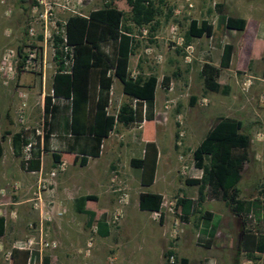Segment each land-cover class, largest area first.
I'll use <instances>...</instances> for the list:
<instances>
[{
  "label": "rangeland",
  "instance_id": "obj_1",
  "mask_svg": "<svg viewBox=\"0 0 264 264\" xmlns=\"http://www.w3.org/2000/svg\"><path fill=\"white\" fill-rule=\"evenodd\" d=\"M45 2L51 6L50 14H45L44 4L36 0H0V55L8 48L15 51L12 59L13 75L6 82L0 75V132L23 130L28 135H33L34 129L41 132L42 99L44 95L50 93L51 78L56 68L52 57L54 53L52 36L62 34L63 22L68 15L87 14L89 10L101 6L104 0H45ZM112 2L124 12L125 19L129 22L125 1ZM227 15L244 17L247 20V29L258 27L263 32V40H258L251 46L250 58L246 53L240 57V60L244 61L242 69L234 67V58L237 57L239 36L244 34L245 30L225 28L224 18ZM190 18L207 19L213 25L212 36L194 37L185 43L183 35ZM155 19L157 25L152 32L148 26L142 28L131 26L135 42L128 65L129 74L132 76L140 72L157 77L153 120L128 126L117 124L102 142L100 156L89 158L86 164L91 170L94 166L98 168L94 171L97 173L95 183L88 185L91 193L105 200L109 206L105 207L97 201L89 202L88 208H92L93 204L97 216L103 215L105 220L109 219L113 203H116L120 193L118 188L124 187L128 194L127 203L135 200L134 204L126 206V210H123L124 206L122 207L121 218L107 225L109 234L106 237H99L91 226L86 229L77 227L80 228L82 244L79 248L69 246L70 241L75 240L71 212H62L61 224L58 220L60 215L54 214L52 206L60 202L69 203L81 194L88 183L81 182L80 179L89 176L91 170L89 172L85 166L79 167L77 162H72V155H65L64 151L59 160L65 163L63 170H58L55 175L50 176L49 171L57 162L49 160L50 164L46 166L43 164L40 174L29 173L20 168V157L12 155L10 135H5L4 139L0 138L2 147L0 171L6 169L15 176L0 183V189L5 190L3 195L0 191V212L5 218L4 233L0 236L1 264H10L9 253L12 248L31 252L29 264H43V257L48 258L49 264H91V261L94 264H139L140 257L135 248L136 243H140L141 234L145 233L160 234L164 241L159 251L160 258L157 255L153 256L151 252L149 264H155L157 261L160 262L156 264H164L163 251L169 243L171 244L166 231L174 219L182 228V232L177 234L173 242L179 262L180 257L185 255L189 260L188 264H202V259L207 257L217 258L218 262L215 264H227L228 261L232 264L234 259L237 264H241L244 258H251L255 264H264L263 254L243 255L240 250L238 251L240 237L238 216L232 218L236 221L233 222L236 230L234 233L231 232L235 245L232 244V247L225 250L215 246L214 238L208 240L209 246L205 243L208 238L204 239L200 232L202 221L198 218V211L209 209L214 211L217 217L222 213L219 209L223 210L225 207L222 202L214 203L215 199L207 197L204 203H196V186L186 185L183 181L185 177L198 175V170L192 165L193 148L203 138L216 116H229L240 120L243 127L248 124L246 133L251 139L248 160L236 185L238 196L244 200H259L264 191V137L256 139L255 135L264 121V78L261 74L264 69V0H163ZM224 42L232 43L234 46L231 65L228 68H219L217 78L221 85L225 83L231 86L226 96L220 92L204 90L199 75L202 62L210 61L218 65L220 47ZM187 44L191 45L188 51ZM29 53L34 55V69L23 67V60ZM253 72L255 78L250 77V86H254L256 81L260 82V85L254 90L248 107L235 105L232 107L237 97V89L241 90L245 76L254 74ZM38 74L41 81L37 77ZM163 75L169 76L167 86H163L161 82ZM118 87V82H113L109 112L116 111L121 103L130 101L122 94L115 97ZM191 97L195 98L192 105ZM21 103L24 105V117L23 123L18 124L16 107ZM57 103H61L62 109L64 108V101ZM154 126L156 131L153 134ZM141 134L143 137L151 135L154 138L153 142L158 152L156 181L147 187H141L139 184L140 169L131 167L128 163L130 157L142 154ZM42 154L44 161L49 159V153ZM73 173L75 182H71L73 179L70 176ZM24 177L30 180L26 187L20 182ZM88 179L91 180V176ZM10 184H16L17 189L10 192L11 189L8 188ZM140 190L149 192L160 190V195H163L165 201L162 210L173 206V212L167 209L166 216L156 220L151 218L148 211L138 210L135 198ZM179 197L194 200L193 212L185 218L176 205ZM108 199H111L110 203ZM42 207L43 211H40ZM46 209L50 210L49 218L43 214ZM251 214L253 215L251 218L244 216L245 221L247 219L251 224L247 229L256 233L261 232V216L258 217L254 212ZM74 216L78 221L82 218L79 213H75ZM155 226H158V231L154 230ZM64 231L69 235L66 236L67 233L64 234ZM180 249L184 252H180ZM231 257H234L232 261Z\"/></svg>",
  "mask_w": 264,
  "mask_h": 264
},
{
  "label": "trees",
  "instance_id": "obj_2",
  "mask_svg": "<svg viewBox=\"0 0 264 264\" xmlns=\"http://www.w3.org/2000/svg\"><path fill=\"white\" fill-rule=\"evenodd\" d=\"M124 1L128 7L129 22L125 19L124 12L117 8L112 0H104L101 6L89 10L87 14L74 13L66 17L61 35L64 36L66 45L72 49L69 71H64L60 57L62 51L57 47L63 41L62 37L60 34L52 36L54 42L52 57L56 68L52 74L51 95L46 94L42 99L44 124H48L47 117L51 118L52 113L59 107L58 103L52 102L51 99L64 101L63 106L69 116V134L75 142L83 141L79 147L70 146L65 152L72 154V162H77L79 166H84L89 158L99 156L103 139L114 129L116 123L128 126L153 120L157 77L140 72L132 76L129 74L128 65L135 42L132 27L148 26L152 32L157 25L155 18L159 14V6L163 4V0ZM245 24V18L240 16L227 15L224 18V26L227 29L242 31ZM212 34V25L206 19L190 18L183 38L187 43L191 38L211 37ZM232 51L233 45L225 42L220 47L218 66L211 64L210 61L202 62L199 75L204 90L228 94L229 87L220 85L217 77L219 68L229 66ZM113 78L120 81L122 93L130 101L121 103L115 113H110L107 108ZM168 80L169 76H162L163 86H167ZM194 101L195 98L191 97L190 104L192 105ZM241 125V121L233 117L216 116L203 138L192 150V164L200 171V175L185 177L183 181L186 185L196 186V203L200 204L206 197L221 200L240 218L241 240L238 243V251L244 249L248 254L259 252L264 256V203L261 205L257 199L239 198L236 186L241 178L243 166L248 160L250 144L249 135L242 132ZM7 133L6 130L0 132V138L4 139ZM27 135L23 130L11 133V150L14 156L20 157V168L38 171L40 152L48 150L45 144L47 136L46 133L43 134L41 146L38 136H33L35 143L30 148L27 166L23 167L21 152L27 142ZM142 153V158L131 157L129 165L142 168L141 184L148 185L152 180L157 156L154 142L146 141ZM1 155L0 144V157ZM51 156L53 162L59 161L60 156L57 153L52 151ZM86 200H95V197L87 194L77 198L81 206ZM160 201L159 193L141 191L138 193L137 206L140 210L156 211L159 209ZM193 203V199L185 197L176 200L183 218L193 212ZM80 212L86 215V227L94 224L99 236L108 235V224L103 215L96 218L94 211L81 209ZM198 212V218L209 221L211 212L207 210ZM249 212L261 216V232L256 233L245 227L244 216ZM4 226V217L0 216V236L4 233ZM216 226L211 222L209 238L212 237ZM30 257L31 252L27 250L12 248L9 253L10 264H29ZM235 261L234 259L232 264H237ZM42 262L47 264L48 259L43 257ZM179 264H186V259L180 257Z\"/></svg>",
  "mask_w": 264,
  "mask_h": 264
},
{
  "label": "crops",
  "instance_id": "obj_3",
  "mask_svg": "<svg viewBox=\"0 0 264 264\" xmlns=\"http://www.w3.org/2000/svg\"><path fill=\"white\" fill-rule=\"evenodd\" d=\"M244 18V17H243ZM202 19V18H201ZM203 19H205V18H203ZM207 20V19H206ZM246 20V19H245ZM208 21V20H207ZM211 24V23H210ZM212 25V24H211ZM246 26H247V20H246V24H245V27H244V29L242 30V31H244L245 30V33L244 34H242L241 36H239V39H240V42H239V48L237 49V53H236V55H237V57H235L234 58V60H235V62H234V67L235 68H237V69H242L243 68V66H244V61H243V59H241L240 60V57L241 56H244V55H248V58H250V56H251V46L253 45V44H255V42H258V40H263V32L260 30V29H258V27H255V28H252V27H250L249 29H247L246 28ZM231 30V29H230ZM212 31H213V25H212ZM225 43V42H224ZM223 44V43H222ZM221 44V45H222ZM232 44V43H231ZM233 45V44H232ZM233 49H234V46H233ZM246 53V54H245ZM232 58H233V51H232V54H231V57H230V61H229V65H231V63H232ZM238 59V60H237ZM250 61V59L248 60V62ZM219 62V61H218ZM211 64H213V65H215V66H218V65H216L215 63H212V62H210ZM229 67V66H228ZM227 67V68H228ZM246 67V66H245ZM251 69H249V71H250ZM55 71V70H54ZM54 73V72H53ZM219 73H220V69H219ZM254 73V72H253ZM261 74L263 75V78H264V69L261 71ZM255 73L254 74H249V75H247V76H249V77H251L252 79H254L255 78ZM219 76V75H218ZM37 77H39L40 78V81H41V76H40V74H38L37 75ZM39 78H37V83H39ZM218 78V77H217ZM257 78V77H256ZM51 80H52V78H51ZM118 82V84H119V89H118V92L115 94V97H119L120 96V94H122V95H125V94H123L122 93V90H121V83H120V81L117 79V78H113V80H112V83H111V86H110V96H112V94H111V87H112V84H113V82ZM219 83V82H218ZM220 84V83H219ZM221 85V84H220ZM222 85H227V84H222ZM259 85H260V82H255V84H254V86H249L248 88H245L244 86L241 88V90H238L237 89V97H236V100L234 101V103L232 104V107H234L233 105H235V106H247L248 107V105H249V102H250V99L253 97V92H254V90L255 89H257L258 87H259ZM228 87H229V91H230V88H231V86H229V85H227ZM229 91H228V93H229ZM228 95V94H227ZM126 96V95H125ZM224 96H226V95H224ZM127 97V96H126ZM109 100H110V98H109ZM110 102V101H109ZM54 103H56V102H54ZM58 108L57 109H55V111L52 113V117L51 118H49V117H47V122H48V124L47 125H45L44 124V132H43V134L44 133H46V142H45V144H46V148L48 149L47 151H45V153H49L50 154V157H49V159H45V161L43 160V157H42V155L43 154H41L40 155V157H39V160H40V165H39V167H42L43 166V164H45V166L46 165H49L50 164V161L49 160H52L53 161V158H52V156H51V153H52V151L53 152H55V153H57L60 157H59V160H60V158H61V156H62V154L61 153H63L64 151H67L68 150V148L71 146H73V147H79L80 145H82V140H77L76 142L74 141V139L72 138V136L69 134V130H68V122H69V116H68V111L65 109V108H63L62 109V106H61V103L60 104H58ZM117 110V109H116ZM107 111H108V108H107ZM109 112V111H108ZM110 113H115V111L114 112H110ZM43 118H44V116H43ZM0 121H1V114H0ZM242 123V122H241ZM117 124H119V123H116L115 124V127H116V125ZM250 124V123H249ZM121 125V124H120ZM241 127H242V130L246 133V128L248 127V124L246 125V127H243V125H241ZM153 129V134L155 133V131H156V129H155V126L152 128ZM13 132H15V131H8V133L6 134V135H10L11 133H13ZM110 134V133H109ZM109 134L106 136V138L109 136ZM141 136H142V141H143V143H141L143 146H142V151H143V148H144V143L146 142V141H153V139L154 138H152L151 137V135L150 136H147V135H144V137H143V135L141 134ZM153 137H154V135H153ZM9 138H10V136H9ZM42 138H43V136H42ZM106 138H104L103 139V141L106 139ZM250 138V137H249ZM102 141V142H103ZM250 141H251V139H250ZM1 144V143H0ZM155 144V143H154ZM155 147H156V145H155ZM156 150H157V148H156ZM65 153V152H64ZM157 154H158V152H157ZM12 155H13V153H12ZM65 155H72V154H70V153H65ZM14 156V155H13ZM99 156H100V154H99ZM99 156H97V157H95V158H98ZM142 156H143V153L141 154V155H139V156H136V157H134V158H142ZM158 156V155H157ZM157 156H156V160H155V168H156V162H157ZM14 157H17V156H14ZM45 158H47V157H45ZM131 158V157H130ZM129 158V159H130ZM92 159H94V158H92ZM89 162V159L87 160V163ZM86 163V164H87ZM128 163H129V160H128ZM78 164V163H77ZM86 164L84 165L86 168H88L87 166H86ZM79 166V165H78ZM79 167H83V166H79ZM155 168H154V171H153V173H152V180H151V182H150V184H148V185H143V184H141V178H142V176H143V170H142V168H139L140 169V173H139V184H140V186L141 187H147V186H149V185H151V184H153L155 181H156V179H155ZM89 169V172H90V170H91V167L90 168H88ZM98 170V168L96 167V166H94L93 168H92V170H91V173H89L90 175L89 176H91V180H89L88 178H89V176L87 177H85V178H82V179H80L81 180V182H83V181H85V182H87L88 184L86 185L85 184V188H84V190H83V192L81 193V194H79V195H77L76 197H74L69 203H55V205H53L52 206V209H53V212H54V214L55 215H60L59 216V218H58V220L60 221V223L61 224H63L62 223V218H61V214H63V213H66V212H71V221H72V223H73V228H72V231H73V235H74V237H75V240H71L70 241V238L69 237H67L68 238V240L70 241V244H69V246L70 245H72L73 246V248H79L80 247V245L82 244V243H80V240H82V237H81V233H80V228L78 229L77 227H82V228H85L86 229V226H85V222H86V215L83 213V212H80V210L81 209H86V210H91V211H94L95 212V209H94V205L92 204V208H88V206H89V202H93V203H95V201H97V203H102L101 205H103V206H105V207H109L108 206V204L105 202V200H103V199H101V198H99V197H96L95 196V193H91V188L88 186L89 184H91V183H95V179L97 178V173H95L94 171H97ZM199 172V171H198ZM0 183L3 181V180H7V179H10V178H14V174L12 173V174H10L9 173V171L8 170H4V169H2V171H0ZM197 176H199V174L197 175ZM196 176V177H197ZM73 180H71V182H75L76 181V179H75V173H73L71 176H70ZM157 177V176H156ZM13 181V180H12ZM21 182V184L22 185H24L25 187L30 183V180L29 179H26L25 177L24 178H22V180L20 181ZM16 184H17V182H16ZM18 185V184H17ZM140 187V188H141ZM141 191H143V190H140L139 192H141ZM138 192V193H139ZM154 193H159L160 194V190H154L153 191ZM138 193H137V196H136V198L135 199H137V197H138ZM93 195L94 197H95V200H86V201H84V204H82V206L80 205V203L77 201V198L78 197H80V196H84V195ZM206 199V198H205ZM210 199H213V198H210ZM109 203L111 202V199H108L107 200ZM204 201L205 200H203L202 202H201V204L202 203H204ZM134 202H135V200L131 203H127L126 205H124V207H123V210H126V206H128V205H132V204H134ZM215 202H222V204H223V206L225 207V209H219L222 213L221 214H219L217 217H216V215H215V213H214V211H211V210H209V209H204V208H202V209H204V210H207V211H209V212H211V216H210V219H209V221H206V220H201L202 222V226H201V228H200V232H201V234L203 235V238L204 239H207V241H205V243L206 242H208V240L209 239H212L213 240V238L215 239V246L217 247V246H219V248L221 247V248H224L225 250L226 249H228V248H230V247H232V244H234L235 245V242L233 243V239H232V234H231V232H235V220L234 219H232V218H235V217H237L236 215H234L233 214V212H231L230 211V209H229V207H227L226 205H225V203L223 202V201H221V200H216L215 199V201H214V203ZM114 204V206L112 207V210L117 206V204L116 203H113ZM219 204V203H218ZM112 206V205H111ZM51 208V206L49 205L48 206V209H50ZM137 208H138V206H137ZM41 210L40 211H43V207L42 208H40ZM29 210H31V209H29ZM138 210H140L139 208H138ZM203 210V211H204ZM32 211V210H31ZM45 212L43 213V212H41V213H43L44 214V216H46L47 218H49L50 217V210H44ZM140 211H145V210H140ZM63 212V213H62ZM75 213H79V214H81L82 215V218H81V220L80 221H78L76 218H75V216H74V214ZM54 214H53V216H54ZM36 215H37V213H36ZM36 215H35V217H36ZM0 216H3V214L0 212ZM95 216H96V218H99V217H101V216H97L96 215V212H95ZM46 217H44V218H46ZM104 217V216H103ZM53 218H55V216L53 217ZM123 218H124V213H123ZM4 220H5V218H4ZM234 220V221H233ZM240 220V219H239ZM66 221L67 220H65V222L64 223H66ZM123 221V220H122ZM211 222H213V223H215L217 226H216V228H215V230H214V233H213V235H212V237L211 238H209V234H208V232H209V226H210V224H211ZM234 222V223H233ZM79 224H81V225H79ZM94 224H92L91 225V227L93 226ZM5 227V226H4ZM151 230H152V228H150ZM154 230H156V231H158V226H155V229ZM65 233L64 234H66V236L67 235H69L68 234V232H66V231H64ZM239 235H240V237H239V241H238V243L240 242V240H241V222H240V229H239ZM159 233V232H158ZM157 233V234H158ZM220 233H223V235H220ZM109 234V233H108ZM2 236V235H1ZM107 236V235H106ZM106 236H99V237H106ZM77 237V238H76ZM136 239L138 240V235L136 236ZM164 241H163V238L161 237V235L159 234V235H155L154 233L152 234V233H150V234H141V238H140V243H136V250L138 251V254H139V257H140V262H139V264H149V262H148V258L150 257L149 255H151V252L153 253V256L155 255H157V257H159L160 258V255H159V251H160V249H161V247H162V243H163ZM208 245V244H207ZM210 245V244H209ZM208 245V246H209ZM236 246H237V244H236ZM238 247H239V245H238ZM67 248H68V246H67ZM209 249V248H208ZM158 250V251H157ZM242 249H240V251H241ZM242 251H244V249L242 250ZM62 252V251H61ZM155 252H156V254H155ZM180 252H184L182 249H180ZM66 253V252H65ZM158 253V254H157ZM231 255H230V253H229V257H230ZM233 256V255H232ZM46 258V257H45ZM181 258H184V259H186V264H188V262H189V260H188V258L185 256V255H183V256H181ZM233 258L234 257H231L230 258V261H232L233 260ZM48 259V258H47ZM210 259H213L214 261L213 262H210L211 260ZM156 261V260H155ZM201 261V260H200ZM207 261V263H204V264H215V262H218V259L217 258H211V257H207V258H204V259H202V264H203V262H206ZM224 261V260H223ZM157 262H160V261H157ZM157 262H155V264L157 263ZM230 264V262L228 261L227 262V264ZM47 264H49V260H48V263ZM91 264H94L92 261H91Z\"/></svg>",
  "mask_w": 264,
  "mask_h": 264
},
{
  "label": "built area",
  "instance_id": "obj_4",
  "mask_svg": "<svg viewBox=\"0 0 264 264\" xmlns=\"http://www.w3.org/2000/svg\"><path fill=\"white\" fill-rule=\"evenodd\" d=\"M36 1L38 3L44 4V13L45 14L46 13L50 14L51 6L50 5H46L45 0H36ZM52 2H54V1H52ZM61 37H62L63 41L61 43H59L57 47H58V49H60L62 51L60 57H61V59L63 61V64H64V71H69L70 70L69 65L71 63V56H72V49H71L70 46L66 45L64 36L61 35ZM190 48H191V45L187 44L186 45V50L188 51V50H190ZM14 56H15V51L13 49H11V48L5 49L0 55V75L3 76L5 82L14 73V68L12 67V59H13ZM33 57H34V55L32 53H29V55L26 56V58L23 60L24 61V63H23V67L24 68L34 69ZM250 82H251L250 81V77L249 76H245V79L242 82V85L245 88H248L250 86V84H251ZM49 94L51 95V89H50V93ZM51 100H52V102H56V103L59 102V101L62 102L61 99H57V98H52ZM132 102L134 103L135 100L133 99ZM142 109L144 111V105H143ZM23 117H24V105H23V103H21V104H19L16 107V122L18 124H22L23 123ZM40 127H41V132L38 129H34L33 135L29 134V135L26 136L27 142L25 143V145H23L22 152H21L22 160L24 162L23 167L27 166V161L30 158V148L35 143V139H34L33 136H35V135L38 136L39 145L41 146L42 136H43L42 131L44 130V127H45L44 126V118H43V116H42V121H41ZM24 128H26V127H24ZM255 135H256V139H261V138L264 137V121H263L262 125L259 126V128L257 129ZM101 146H102V144L100 145V147ZM41 154H42V151L40 152V155ZM255 157L258 158L257 155ZM64 168H65L64 161H58L55 164V166L49 171V175L53 176V175H55V173L58 170H63ZM25 171H27V170H25ZM27 172H29V173L37 172V173L40 174L41 173V167H39L38 171L28 170ZM198 174L200 175V171L198 172ZM39 182H40V180H39ZM8 188H10L11 189L10 192H12V191L17 189V185L16 184L15 185L14 184H10ZM0 191L2 192L1 195H3L5 190L2 188V189H0ZM118 191H120V193L118 194V197H117V200H116L117 206L112 210V213L110 214L109 219L105 220V222L108 225H109V223H114V222L118 221L121 218V216H122V207L125 204H127V202H128V194L125 191V188L124 187L118 188ZM259 201H260L261 205L264 203V191L259 196ZM163 206L165 207V201L163 199V195H161V201H160L159 209L156 210V211H150L149 212L152 219L160 220L163 216L165 217L167 209L169 211L173 212V206L171 208L170 207H168V208L166 207V209L162 210ZM246 215H247V218H251L253 216L251 214V212L247 213ZM252 220H253V218H252ZM249 225H251V224L246 219V221H245L246 228H249L248 227ZM179 226L180 225H179L178 221L174 219L172 221V223L170 224V228L166 231L167 232V236H168L169 241L171 242V244L169 243V245L163 251L164 264H179V258L175 254L174 246H173V242L176 239L177 234L182 232V228L179 227ZM91 229L96 231V228H95L94 225L91 227ZM240 253L243 254V255L247 254L246 251H242V250L240 251ZM253 254L260 255L262 253L253 252ZM241 264H255V263H254V260H252L251 258H244L241 261Z\"/></svg>",
  "mask_w": 264,
  "mask_h": 264
}]
</instances>
